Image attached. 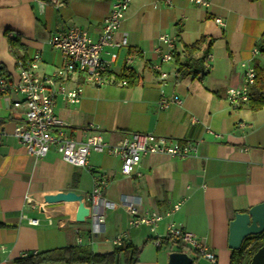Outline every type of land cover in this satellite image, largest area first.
<instances>
[{"label":"crops","instance_id":"1","mask_svg":"<svg viewBox=\"0 0 264 264\" xmlns=\"http://www.w3.org/2000/svg\"><path fill=\"white\" fill-rule=\"evenodd\" d=\"M51 1L0 0L2 76L11 81L16 78V59L5 32L10 38L18 36L24 60L39 52L38 73L51 75L63 61L47 44L49 37L79 28L96 40L116 0H56L61 4L58 8ZM215 18L222 20V27L214 23ZM114 34V43L125 38L126 45L102 51L100 57L110 62V68L100 87L85 83L78 73L67 75L65 87H81L83 93L78 105L55 101V115L68 125L65 133L81 141L90 127H97L111 145L132 134H152L195 142L197 156L146 155L135 168L137 175L125 177L119 157L90 152L88 166L108 179L102 195L109 203L103 211L104 231L93 236L92 217L90 213L82 217L78 203L25 205L27 197L38 200L46 193L74 192L86 197L92 176L63 161L55 148L41 159L29 156L12 133L24 113L11 105L21 98L12 92L0 94V264L68 246H81L94 255L111 254L116 248L113 240L120 233L126 235L122 246L141 249L136 264H168L173 252L187 253L192 264H229V223L236 213L264 203V109L251 112L243 105L232 111L224 97L228 88L242 84L240 64L251 59L264 35V0H211L208 8L189 0H171L167 5L163 0H131ZM164 34L175 39L169 62L156 54L157 48L166 52L158 39ZM202 36L207 40L193 55L189 74L177 77L174 55L183 63V46ZM208 54L211 61L206 67ZM262 61L259 55L252 63L261 65ZM154 67L167 74L165 80L158 78ZM126 68L135 74L133 86L121 84ZM162 96L167 100L177 96L181 105L161 109ZM190 117L198 123L191 124ZM205 127L220 137L206 134ZM125 196L141 198L144 212L161 216L153 232L147 226L128 225L121 202ZM180 201L179 209L173 211ZM28 219L37 220V225H29ZM171 223L201 239L215 262L188 247L179 250L173 241L162 243Z\"/></svg>","mask_w":264,"mask_h":264},{"label":"built area","instance_id":"2","mask_svg":"<svg viewBox=\"0 0 264 264\" xmlns=\"http://www.w3.org/2000/svg\"><path fill=\"white\" fill-rule=\"evenodd\" d=\"M171 0H163L167 5ZM57 8L61 6L56 0L51 1ZM195 6L208 8L211 0H189ZM131 0H116L110 6V13L104 20L101 34L96 40H92L87 33L79 28H70L63 32L52 34L47 44L57 50L62 56V66L51 75L39 74L40 53L25 60L16 61V78L14 81L7 79L0 74V94L12 92L20 96L21 100L13 103L14 108L22 109L24 118L14 129L13 135L23 146L26 153L34 159L44 158L51 148H55L63 161L73 165L75 168H84L90 171L92 176V189L84 202L89 208L92 217L91 235L96 236L104 231L103 211L109 207V203L103 198V190L108 179L103 174H97L88 166L90 152L115 155L120 158V172L125 177L137 175L136 169L141 157L146 155H160L168 158H186L197 156V143L190 141L171 140L168 138L155 136L152 134H132L124 137L115 145L105 143L98 132L97 127H90L81 141H74L65 133L68 125L58 119L54 112L55 101L59 98L63 102L78 105L82 98V88L76 87L67 89L65 81L70 73L80 74L85 83L100 87L104 82V76L110 68V62L101 59L100 55L105 48H120L126 45L125 38L121 43H114V33L120 28L124 19L125 11L128 9ZM41 4V3H40ZM214 23L222 27L223 22L215 18ZM159 41L165 48L163 53L161 48L156 49V54L161 57L162 62H169L173 59L175 39L164 34L159 36ZM251 59L240 64L242 69V84L239 87H230L226 90L225 101L232 111L238 110L246 105L249 96V86L254 81L255 70L253 59L259 56L257 48L252 50ZM211 61V55H207L206 67ZM130 64V60H127ZM158 78L163 81L167 74L161 72L160 68L154 67ZM126 85V81H121ZM170 104L181 105L177 96H172L167 100L164 96L159 99V107L167 108ZM191 124L198 123L194 117H190ZM91 130V131H90ZM206 134L215 139L220 137L208 127L204 128ZM1 145V130H0ZM25 205L37 208L44 205L38 198L27 197ZM128 215V225L130 227L147 226L153 232L161 216L155 213H146L142 210L141 198L123 197L121 199ZM182 201L173 205L172 210L177 211ZM29 225H37V220L28 219ZM125 233H120L113 240L116 247H121L125 240ZM165 238L173 242L188 247L204 258L215 262L214 256L201 239L193 234L182 230L179 226L171 223L166 229ZM76 243L81 244V239L77 238ZM159 241L156 242V245Z\"/></svg>","mask_w":264,"mask_h":264},{"label":"trees","instance_id":"3","mask_svg":"<svg viewBox=\"0 0 264 264\" xmlns=\"http://www.w3.org/2000/svg\"><path fill=\"white\" fill-rule=\"evenodd\" d=\"M261 0H251L258 2ZM8 45L12 56L17 60H24V47L20 44L18 36L10 38L8 32H5ZM206 37L202 36L193 44L183 46L182 54L185 61L179 62V55H174L175 63L177 64V77H185L191 70V60L194 54L198 53L206 42ZM212 41L207 44L210 46ZM259 55L262 57V64H254L255 77L248 89L249 99L246 106L251 112H257L264 109V35L261 36L256 44ZM0 73H5L3 67L0 66ZM120 79L126 81V84L133 86L135 83L134 72L126 68ZM1 226V225H0ZM172 240L163 239L162 243H170ZM264 246V231L259 235L249 236L245 238L239 250L231 251L229 264H249L255 252ZM160 246H157L159 249ZM178 249L182 250V246L178 245ZM141 249L131 245L116 247L111 254L94 255L88 249L81 246H68L52 251L40 253L37 255H29L23 258L15 259L12 264H120V258L124 259V264H136Z\"/></svg>","mask_w":264,"mask_h":264},{"label":"water","instance_id":"4","mask_svg":"<svg viewBox=\"0 0 264 264\" xmlns=\"http://www.w3.org/2000/svg\"><path fill=\"white\" fill-rule=\"evenodd\" d=\"M84 196L74 192L41 194L39 199L43 204L78 203L82 217L89 215V208L85 206ZM264 231V203L253 205L246 213H236L229 223L228 249L237 251L242 242L249 236L259 235ZM168 264H192V259L185 252H173L168 255ZM249 264H264V246L252 256Z\"/></svg>","mask_w":264,"mask_h":264}]
</instances>
